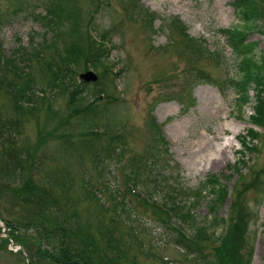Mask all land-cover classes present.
<instances>
[{
  "label": "rangeland",
  "instance_id": "obj_1",
  "mask_svg": "<svg viewBox=\"0 0 264 264\" xmlns=\"http://www.w3.org/2000/svg\"><path fill=\"white\" fill-rule=\"evenodd\" d=\"M50 1L0 0L1 52L10 55L18 44L29 52L34 48L28 58L29 72L35 75L33 90L44 98L35 105V102L25 103L32 107L31 112L21 118V131L12 146L13 152L14 146L16 150L19 145L32 148L31 163L25 171L33 182L43 186H39L42 196H50V200L46 199L44 211L47 214L43 217L54 216L58 220L65 216L68 227L76 230L70 217L77 214L80 228L87 231L89 226L92 241L99 239L100 245L107 240L103 235L99 237V227L112 225L113 236L119 239L126 252V259H120L121 264H199V253L194 250L187 254L176 244L172 239L175 229L162 221L155 210L128 193H122V166L129 157L137 155V159H146L144 163L140 161L139 166H148L153 182L147 184L139 178L136 185L148 187L157 201L165 190L171 187L178 190V183L185 187L182 193H177L179 204L191 202V218L185 215L186 222L181 226L184 232L198 231L195 228L200 224L202 231L213 235L222 233L219 218L225 222V216L235 215L238 210L243 215L239 264H264V122L252 125L248 120L255 95L251 83L247 86V102L239 106L236 87L221 82L226 74L233 79L239 78L235 58L221 32L222 28L237 21L232 0H58L64 6L63 18L46 23L37 12L51 6ZM137 5L140 6L138 16L133 15ZM141 7L153 15L152 26L148 27V14ZM174 18L180 20L190 36L203 40L200 42L206 49L218 52L220 60H215L206 51L199 53L192 51V46H185V41H180L181 35L170 27V20ZM255 22V28L247 32L246 39L256 41L254 52L258 57L264 55V33L260 31L264 30V16H259ZM87 23L98 36L103 35L111 42L109 57L120 69L118 80L124 96L121 101H114L112 96L111 101L102 104L105 94L111 91L109 74H104V96L94 101L95 118L90 119L93 118L90 115L84 120L85 124L87 121L106 122L112 128L110 134H117L111 153L103 161L90 158L96 152L92 147L97 144L85 139L88 135L79 136L83 128L78 114L72 113L67 121H57V116L72 112L73 106L78 107L84 100L77 94L70 102L68 95L73 84L78 93L85 87L78 85L77 73L84 72L81 56L73 64V71L67 73L68 83L62 84L60 89L46 85L48 71L44 70L45 74H42L38 66L48 59L50 52L64 54L66 45L64 48L63 45L68 40H75L79 48L83 46L88 52L92 51V48L88 50L89 41L84 30ZM5 74L6 80H12L14 84L25 83L24 79L16 80L10 70ZM84 82L87 91L81 93L85 98L95 99L90 94L92 82ZM4 85L3 91L0 90V116L7 119L14 117V105ZM190 94L194 101L188 106ZM46 103H50L51 114L46 112ZM151 104L152 113L164 122L168 153L158 146L149 130L147 115ZM249 127L256 134L248 140L249 149L242 153V165L234 170L229 165L239 158L238 152L243 149L237 138ZM99 141L104 148L107 146L102 138ZM218 145L225 147L219 151ZM5 147L0 144L2 159H5ZM150 150L154 156L149 155ZM212 157L215 158L213 161L210 160ZM161 170L163 177L159 173ZM209 174L218 176L227 186L214 213L207 205L209 194L194 200L190 192ZM86 181L90 182L89 188L99 200H108L116 210H103L94 195L86 198L82 194V185ZM98 184L101 186L96 192ZM167 198L163 199L170 203ZM16 199L10 185L0 189V223L8 220L20 228L18 235L10 237L14 246H19L15 251L10 249L11 241H1L5 233L0 227V264H26V261L50 264L36 255L37 242L45 236L43 231L39 227L23 226L25 220L35 218L38 212ZM110 214L114 216L113 220L108 218ZM60 238L57 232H52V237L46 236L40 247ZM202 242L200 254L210 253L211 239Z\"/></svg>",
  "mask_w": 264,
  "mask_h": 264
},
{
  "label": "trees",
  "instance_id": "obj_2",
  "mask_svg": "<svg viewBox=\"0 0 264 264\" xmlns=\"http://www.w3.org/2000/svg\"><path fill=\"white\" fill-rule=\"evenodd\" d=\"M50 4L51 6H46L45 9H43L41 17L48 22H52L56 18H59V20L63 18L64 6H62L58 0H51ZM232 6L235 10L237 21L234 25L222 29V33L225 34L226 41L229 44L231 53L235 58V68L239 74V78L231 80V83L236 87V90L238 92L236 95V99L239 106L248 100L247 86L250 83L254 86V113L250 115L249 119L255 125H262L264 122V55L259 54L258 57H256V54L254 52L256 41H248L246 39V32L249 28H253L254 26H256L255 21L259 18V16H264V0H232ZM71 23L74 24V22L72 21ZM186 45L192 46V51H197L199 53H203L205 51L198 42L192 40L190 37L187 42H185V46ZM78 46L79 44L76 43L75 40H68V42L64 43L63 45L64 54L63 52H57L59 64L53 63L49 56L48 59L42 60L41 63L38 64L39 70H42V74H45L44 70L48 71V80L46 82L47 86L51 84L53 88H61L59 78L61 73L67 72V69L64 66V62L66 61L76 63V60L79 56H81L82 61L86 56H89L91 61L101 60L102 50L98 49V47L92 44L90 41L88 50L89 48L93 49L90 52H88L87 49H84L83 46H81V48H79ZM36 53L38 52L36 51ZM27 54L28 51L20 46L19 48L16 47L15 53H12L11 55H3L0 52V90L3 91V84H7L10 88H12V92L10 93V91H8V95L9 98L13 101L14 105V117L2 119L0 116V144H2L3 147L6 146L4 152L5 159L1 158L0 153V160H3V162L0 161V189L10 185L17 195L16 200L18 202H20L21 204H25L28 207H30L29 205H31V207L35 209L34 211L36 213L38 212V214H35V218L31 219L29 217L28 220H25L24 222L27 226L33 225L34 227H39L45 235L43 236L44 239L46 236L50 235L49 232H59L61 238L57 241L56 244L58 245L55 246V249H53V247H50L49 249H42L37 246V258L48 260L50 264H108L107 260L102 257L100 252L101 250H105L104 248H107L106 244H104L102 248L95 244V247L93 248V246H88L86 242L77 238L72 231L65 230V228H62L59 225L52 226L51 228L46 226L47 223L45 221L50 222V220H55L54 217L44 218L47 214L44 211V205L47 202V197L42 196L38 184L36 182H33V180L30 179L29 175L25 171L27 165L31 163L32 148H30L29 145H23L22 147L20 145L19 149L16 150L14 146L13 152L12 146L16 144L15 140L21 131V118L30 115L32 108L27 107L25 103L35 100L33 98V95L35 98H37L35 101L39 100L40 98L42 100L44 99L42 96L39 97L38 94H36V92L33 90L32 86L34 85L35 75L29 72V62H25L28 61L29 58ZM17 58H19L20 61H24L23 65L26 64V66L24 67V69H20V71L14 72L15 69H18V66L14 61ZM38 59L39 58H37L36 60ZM59 66H61V68H58ZM8 69L13 72L14 77L21 79L23 78L25 80V83H22L23 85H19L16 83L14 84L12 80H6L5 73ZM100 76V80H98L93 85L92 89V92L96 94L95 99H91L85 102L82 100L79 103L78 107L73 106V113L78 114L79 119L84 120L88 114H95L96 106L94 104V101L99 100L97 97V91L102 89L103 79L105 78L104 74ZM17 78L15 79L19 80ZM23 89H28L33 95H25ZM75 91L76 89L73 85L68 93L70 102H72L73 100L72 95L75 94ZM105 101H108V96H106L102 104H105ZM35 104L36 102L34 103V105ZM45 108L47 109L46 112H48V114H51V111H49L50 103H46ZM70 115L71 113L63 114L60 117L57 116V121L58 119H60L61 121H67ZM247 133L249 135V139L253 137L254 134H256L255 130L251 127L247 128ZM85 139H90V141L94 140V142L97 144L94 148L97 151L95 154L98 155V158L99 155H101V158L103 159L104 157L109 156V152L111 153L110 148L113 145L114 136H108L106 138L105 144L107 146H105V148L104 145H100V138L97 137V134H88V138ZM249 139H246L245 135L241 136L240 141L243 149L238 152L239 158H237L231 165H229L232 169L238 170V166L242 165L244 161L242 158V153L244 150L249 149L248 146H251L248 144ZM154 141L157 142L156 139H154ZM159 141L157 142L158 146ZM148 153L150 156H154L153 151L150 150ZM145 160L146 159L143 160L141 158L137 159V155H134L129 157L126 164L122 166L121 173L124 174V178L122 180L123 194L128 192L124 185L125 180H131L134 184L137 183L139 178H141V180L143 182L145 181V183L147 184L153 182V178L149 177V175L152 173L148 170V166H145L144 164L139 166V162L143 161L144 163ZM159 173L162 177L164 176L162 170ZM17 180L20 181V183L16 182ZM12 181L15 182V184H9V182ZM88 183L90 182L86 181L82 185V194L86 198H88L90 195H94L96 197L97 194L93 193V190L89 188ZM179 184L178 190H176L175 187H171L170 189L165 190V193L162 195V199L165 198V196L166 198L170 197V200L169 198H167L170 203L165 201V204H168L169 208H171L183 219L185 218V215L191 218V212L189 211L191 202H189L187 205L179 204L177 202V193H182V190H184V187ZM98 190L99 189H97L96 192ZM226 191V184L222 182L218 176L209 174L205 176L201 184L196 186L190 192H192L194 200H198L199 198L204 197V194H209L210 198L207 205L210 212L214 213L217 205L222 202ZM108 205L109 202L105 204V202L99 201V206L103 208V210H113V208H115V205H112L113 207ZM235 212V215L233 214L228 216L227 225L224 228L225 230L222 235V239L213 247L216 256L213 264H239L238 249L243 241V239L241 240L239 233L243 232V228L241 225V222H243V215H240V211L238 210H235ZM154 213L158 214L159 211L155 210ZM108 218L113 220L114 216L110 214ZM160 218L165 222V220L161 216ZM219 220L220 224H222V219L219 218ZM5 223L10 227H15L9 221H6ZM196 227H198V229L200 230L202 226H200L199 224ZM80 230H82V228H80ZM103 230L105 232L109 231V234H111L112 237V242H116L117 244L119 243L118 238L113 236V228H108L105 226L102 230H100V234H102ZM83 233L86 234L85 231H83ZM172 239L176 244L181 246L182 249H185L187 251V254L194 253V250H196L197 253H200L199 247L195 245L197 244L196 240L187 238L186 235L179 229H176V231L173 233ZM110 251L111 249L109 250L110 258L112 260H116L117 257ZM120 253L121 256L123 255V259H126L125 249L121 247ZM207 257L208 256L206 254H199V264H209V259ZM117 264H121V262L118 261Z\"/></svg>",
  "mask_w": 264,
  "mask_h": 264
},
{
  "label": "bare ground",
  "instance_id": "obj_3",
  "mask_svg": "<svg viewBox=\"0 0 264 264\" xmlns=\"http://www.w3.org/2000/svg\"><path fill=\"white\" fill-rule=\"evenodd\" d=\"M224 147H225V146H223V145H218V146H217V148H218L219 151H221V149H223ZM215 158L220 159V157H217V156H216ZM215 158H214V159H215ZM214 159H213V157H212L210 160L213 161Z\"/></svg>",
  "mask_w": 264,
  "mask_h": 264
},
{
  "label": "water",
  "instance_id": "obj_4",
  "mask_svg": "<svg viewBox=\"0 0 264 264\" xmlns=\"http://www.w3.org/2000/svg\"><path fill=\"white\" fill-rule=\"evenodd\" d=\"M87 77H90V75L87 73ZM87 77H84L85 79H87Z\"/></svg>",
  "mask_w": 264,
  "mask_h": 264
}]
</instances>
